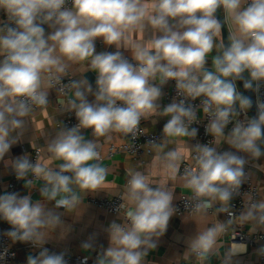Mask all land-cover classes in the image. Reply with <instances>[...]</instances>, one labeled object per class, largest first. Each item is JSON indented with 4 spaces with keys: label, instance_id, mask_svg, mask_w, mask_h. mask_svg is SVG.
<instances>
[{
    "label": "clouds",
    "instance_id": "clouds-1",
    "mask_svg": "<svg viewBox=\"0 0 264 264\" xmlns=\"http://www.w3.org/2000/svg\"><path fill=\"white\" fill-rule=\"evenodd\" d=\"M221 9L231 28L227 46L216 15ZM0 12V162L28 190L5 188L0 220L11 226L3 235L13 244L39 249L27 255L26 264H69L68 248L44 247L49 230L63 224L55 209L72 212L84 194L106 185L109 170L102 163L100 138L110 141L114 133L134 138L141 120L151 116L168 118L162 141L151 145L164 178L155 181L136 168L127 170L124 203L115 209H124L125 222L114 220L104 230L108 246L101 245L97 264H146L178 212L168 184L177 179L190 190L195 215L214 209L215 215L228 217L189 237L185 258L205 264L219 255L217 241L233 224L264 231V198L249 195L238 214L232 211L233 199L252 176L246 166L264 172V164L255 163L264 157V0H0ZM135 33L139 40L133 39ZM98 38L115 51L98 52ZM71 65L95 72V88L83 77L64 83ZM169 81H175L177 98L161 107ZM238 81L256 94L254 116H248L253 100ZM54 88L64 97L59 100L63 110L74 113L78 123L57 125L46 141L47 159L9 156L23 140L27 118L49 106ZM201 110L211 141L165 151L171 143H186L178 138L196 139L193 124L200 123ZM85 129H91L93 139L85 137ZM222 144L235 151L218 150ZM186 156L192 163L181 172ZM53 161L62 162L53 167ZM37 180L44 182L41 199L33 200ZM96 239L90 235L81 247L92 249ZM247 252V243H234L222 264H243L239 257ZM8 255V248L0 251V261ZM254 255L264 258V244Z\"/></svg>",
    "mask_w": 264,
    "mask_h": 264
},
{
    "label": "crops",
    "instance_id": "crops-1",
    "mask_svg": "<svg viewBox=\"0 0 264 264\" xmlns=\"http://www.w3.org/2000/svg\"><path fill=\"white\" fill-rule=\"evenodd\" d=\"M222 20L225 23L228 36L231 34V28L227 21L224 20L223 10L218 11ZM1 16V12H0ZM133 39L139 40L138 33L133 34ZM101 40V38H98ZM100 51H115L114 46H105L97 50ZM123 51V50H122ZM216 54L215 49L208 57V66L211 67V57ZM125 57L131 60V53L124 51ZM134 62V61H133ZM87 72H91L95 77L96 73L90 70H83L80 65H71L68 69V74L71 79H81ZM85 79V78H84ZM167 86L163 87L165 93ZM254 98V96H253ZM61 98L57 95L54 89L50 90L49 94V106L41 111L34 112L31 117L27 118L28 123L22 142L14 145L10 149L9 156L15 157L24 153H30L33 149H40L41 155L44 159L48 158L46 152V141L55 134L56 127L62 122L66 111L63 110V106L59 103ZM90 100L93 97H89ZM161 107L168 104L164 95L160 101ZM249 116V115H248ZM243 119V114L239 117ZM167 117L151 116L147 119H142V127L150 133H156L161 130L163 125L167 122ZM231 128V127H229ZM87 139H93L91 131L83 132ZM163 139V138H162ZM179 140L186 141V143H171L167 145L165 151L175 148H187L190 149L193 145L188 138H178ZM123 140L122 134L114 133L110 141H105L104 138H100L101 142V155L104 157L102 163L107 167L109 174L106 178V185L96 192H88L83 195V199L79 207L72 211L67 212L64 209H55L57 213L61 215L63 224L54 229L49 230L47 243L44 247H47L50 251H60L63 248L69 249V254L81 253L90 254L93 252H101V245L108 246L107 233L104 231L112 221L122 223L124 214L110 215L104 210L97 209L87 203L89 197H103V196H116L123 194L125 191V184L127 182V170L129 168H136L149 174L155 181H160L164 178V174L159 166L155 163L156 150L152 148V154L146 158L145 163L140 165L132 161L128 156L124 154H117L112 157L107 156V148L110 144H119ZM162 141V140H161ZM160 141V142H161ZM159 142V143H160ZM21 146L25 148V152L21 151ZM35 146V147H33ZM220 151H235L230 149L227 144H222L218 149ZM240 155H244L240 153ZM6 156L5 159H8ZM189 157L186 156L185 161ZM62 161H53L50 166H55ZM255 163L264 164V157L260 161ZM246 170L252 172L250 181L257 187L259 192V198H264V172H259L252 167L251 164L246 166ZM12 169L5 168L3 162H0V194L4 193L6 185L11 177ZM42 180L35 182V187L32 189L31 194L33 200L41 199L39 195V188L43 185ZM169 186L174 188V204L178 200L180 195H187L190 190L183 186L182 181L177 179L176 181H168ZM20 191L21 194H26L27 189L23 188V181H20L15 189ZM47 203V202H46ZM48 208H52V203H47ZM217 219L224 221L223 215L219 216L212 213H208L206 216H186L182 218H176L175 216L170 220L167 232L164 236L159 238L158 246L154 250L149 251V255L146 258V264H185L194 261V256H188L185 258L184 253L187 251L186 241L189 237L194 236L196 232L206 226H210ZM3 225L11 227L5 221L0 220ZM245 230L251 235H259L264 231L252 232L249 224L243 225ZM96 234V243L92 249H85L81 247L83 241L87 240L92 234ZM219 255L211 256L205 264H222V258L227 249L234 243H247L248 252L239 257L243 264H259V258L254 255V249L259 247L264 242H229L226 235H221L217 241ZM39 249L34 248L33 252L37 254ZM25 256L23 253H19L17 257V264H25ZM200 264V262H196Z\"/></svg>",
    "mask_w": 264,
    "mask_h": 264
},
{
    "label": "built area",
    "instance_id": "built-area-1",
    "mask_svg": "<svg viewBox=\"0 0 264 264\" xmlns=\"http://www.w3.org/2000/svg\"><path fill=\"white\" fill-rule=\"evenodd\" d=\"M4 15L1 12L0 19H3ZM103 47V42L101 40H96V50ZM129 59V58H128ZM130 60V59H129ZM71 79L69 74L63 78L64 83H68V81ZM167 90L164 93L165 100L170 103L174 98H177V92L175 88V81H169L167 84ZM57 95L62 99L64 97H61L58 91L54 88ZM254 96V102L256 100V94L253 93ZM260 98L264 100V87L261 89V95ZM194 105H199V99L192 102ZM44 109L37 108L34 112L41 111ZM198 118L200 119L199 124H193V127L198 128V135L195 140H191L192 145L196 143H209L211 141V136L206 134L205 132V126L207 124V118L204 117L202 110L198 111L197 113ZM62 122L66 124L67 126L71 127L74 126L78 121L75 118L74 113L65 112L64 117L62 119ZM142 122H140L139 129L137 132V135L133 138L131 136H124L123 140L119 144H110L107 148V156L112 157L117 154H124L128 156L132 161L143 165L145 163V160L147 157H149L152 154V143H159L163 138L162 128L159 132L156 133H150L147 132L142 127ZM229 127H232V125H229ZM83 132L91 131V129H85L82 130ZM21 151L25 152V148L21 146ZM38 155H41L40 149H33L30 153V159L32 162H36V159ZM192 161L190 157L184 161V163L181 165V172H183V169L189 164H191ZM31 179V175L28 177ZM38 181V180H37ZM35 181V182H37ZM20 181H17L14 176V172H12L11 177L6 185V188L8 191H15L18 183ZM251 195L254 198H259V192L257 187L249 180L248 183H245L241 188V195L237 196L233 199V209L232 211L236 214H238L244 207L247 197ZM121 194H118L116 196H103V197H89L87 199V203L97 209L104 210L107 214L110 215H118V214H124V209H121L120 212L115 211L117 207H119L121 204L124 203V201L121 199ZM191 196V192H189L187 195H180L178 200L175 202V206L178 209L177 214L175 215L176 218H182L186 216H192L195 215L192 211V202L189 200V197ZM213 209H209L208 213H212ZM224 221L228 219L227 214H222ZM125 222V216L123 215L122 223ZM10 229V227L3 225L0 222V251H3V249L8 248L9 249V255L6 258V261H0V264H17V257L19 253H23L25 256V264H26V257L28 254L36 255L33 252V247L30 244H21V243H15L13 244L12 241L3 235V232ZM226 235L229 242H253V241H260L264 242V233H261L259 235L251 236L244 228L243 225L240 224H233L229 227L228 231L224 234ZM16 253L15 257L13 258L11 256V253ZM99 252H93L90 254H81V253H73L69 254V264H97V258ZM198 260L194 258L193 262H188L185 264H196ZM259 264H264V258H259Z\"/></svg>",
    "mask_w": 264,
    "mask_h": 264
},
{
    "label": "water",
    "instance_id": "water-1",
    "mask_svg": "<svg viewBox=\"0 0 264 264\" xmlns=\"http://www.w3.org/2000/svg\"><path fill=\"white\" fill-rule=\"evenodd\" d=\"M216 15H217V18L220 19L221 22H222L223 26H222V31H221V39H223L225 45L227 46V44H228V33H227V29H226L225 23L222 20L219 12H217ZM84 78L87 79L89 81V83L92 84L93 88H95L96 77L91 72H87L84 75ZM237 84H238V87L241 89V91H244L243 90V82L242 81H238ZM244 94L250 96L252 98V100H253V107L251 109H249L248 115L250 117L254 116L256 114V107H255V102H254V98H253V93L244 91Z\"/></svg>",
    "mask_w": 264,
    "mask_h": 264
}]
</instances>
